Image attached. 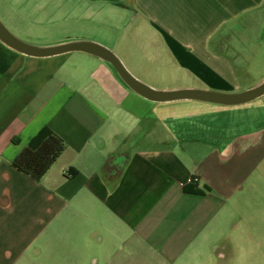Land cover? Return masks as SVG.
I'll list each match as a JSON object with an SVG mask.
<instances>
[{
  "label": "crops",
  "instance_id": "0c3cea01",
  "mask_svg": "<svg viewBox=\"0 0 264 264\" xmlns=\"http://www.w3.org/2000/svg\"><path fill=\"white\" fill-rule=\"evenodd\" d=\"M54 1L14 0L34 4L12 13L41 23ZM57 4L112 30L125 19L126 45L186 82L157 89L235 93L264 79V0ZM263 98L152 102L94 55L31 57L0 41V264L31 247L47 264H227L246 238L262 246ZM45 126L66 148L38 181L12 162Z\"/></svg>",
  "mask_w": 264,
  "mask_h": 264
},
{
  "label": "rangeland",
  "instance_id": "374dc122",
  "mask_svg": "<svg viewBox=\"0 0 264 264\" xmlns=\"http://www.w3.org/2000/svg\"><path fill=\"white\" fill-rule=\"evenodd\" d=\"M59 1L60 0H56L53 4H50V7H53V9L56 7L55 11L51 10L53 13L39 15L44 18V21L41 23H32L33 21L31 19L34 15L32 16L30 13L23 14L19 12L20 14H18L17 17L12 11L17 5L18 10H20V8L22 11L29 10L30 6L34 3H30L31 5L23 2L15 4L14 0H0V19L13 33L36 44L48 45L83 38L103 42L116 52L131 72L154 87L170 88L186 84L181 78H172L165 75L171 70L170 63L162 64L158 61L149 60L150 58L148 59V55L143 52V46L126 45L128 33L127 28H124L126 24L125 19L123 22L118 23V30L116 27H114L116 30L109 29V27H111L109 23H105L107 25L101 24V20L98 19V17L87 19L86 17H80L79 15H68V18L64 19L63 10L59 9V12L62 13H55L58 12L57 3ZM23 6L25 8H22ZM67 9L65 8V10ZM86 26L92 28L105 26V29L110 32L107 36H104L97 31L89 30L88 28L84 29ZM118 35L122 37L117 41V39L114 38ZM146 37L147 36L144 35V33L140 34L138 37L135 36V38H138L145 43L148 42ZM187 82L192 83L190 81ZM259 210V215H261L260 219L262 221V225H260L262 230V246L256 244L257 239H254L253 241L250 237L246 238V243L244 244L246 247H242L243 249L240 250L235 257H229V259L225 260L227 264H264V205H262ZM39 251L40 249L37 247H31L27 250L18 264H47L45 249V252L40 254V256Z\"/></svg>",
  "mask_w": 264,
  "mask_h": 264
},
{
  "label": "water",
  "instance_id": "95a60500",
  "mask_svg": "<svg viewBox=\"0 0 264 264\" xmlns=\"http://www.w3.org/2000/svg\"><path fill=\"white\" fill-rule=\"evenodd\" d=\"M0 41L9 48L31 57H50L69 52H85L105 61L135 93L152 102L192 99L231 106L250 102L264 94V79L240 92L224 93L203 88L157 89L136 77L110 47L88 39H73L55 44L32 43L13 33L0 19Z\"/></svg>",
  "mask_w": 264,
  "mask_h": 264
},
{
  "label": "trees",
  "instance_id": "16d2710c",
  "mask_svg": "<svg viewBox=\"0 0 264 264\" xmlns=\"http://www.w3.org/2000/svg\"><path fill=\"white\" fill-rule=\"evenodd\" d=\"M66 148L61 136L50 127H43L13 160L12 165L34 180L48 172Z\"/></svg>",
  "mask_w": 264,
  "mask_h": 264
},
{
  "label": "built area",
  "instance_id": "2783aa9c",
  "mask_svg": "<svg viewBox=\"0 0 264 264\" xmlns=\"http://www.w3.org/2000/svg\"><path fill=\"white\" fill-rule=\"evenodd\" d=\"M192 181H193V182H198V181H199V178H198V177H193V178H192Z\"/></svg>",
  "mask_w": 264,
  "mask_h": 264
}]
</instances>
